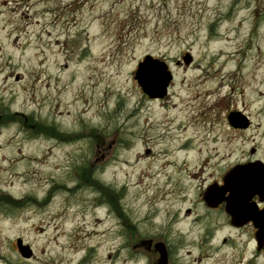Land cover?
I'll use <instances>...</instances> for the list:
<instances>
[{"label":"rangeland","instance_id":"1","mask_svg":"<svg viewBox=\"0 0 264 264\" xmlns=\"http://www.w3.org/2000/svg\"><path fill=\"white\" fill-rule=\"evenodd\" d=\"M96 15L98 24L91 18ZM231 29L238 37L237 59L232 65L218 60L212 67L206 56L223 49L221 37H232ZM99 33L106 40L100 41ZM48 46L57 54V79L51 86ZM249 48L259 64L252 73L245 71ZM185 53L192 57L188 65L182 60ZM262 54L264 0H42L39 5L0 0V162L21 155H45L48 162L10 166L0 182V237H6L1 264H155L158 255L138 245L145 239L164 243L168 264H264V252L254 250L248 229L230 225L219 207L206 204L201 189L210 177H219L222 157L245 159L252 146L257 156L264 155ZM93 55L104 63L90 73ZM145 55L164 60L172 72L163 97L149 98L134 79ZM212 68L217 92L208 99L204 80ZM92 73L94 79H88ZM180 96L189 104L182 116L173 107ZM74 98L78 105L72 110L78 115L72 123L65 113ZM161 107L193 126L188 132L179 128L177 136L198 143L194 156H182L190 170L157 174L144 165L125 175L109 171L119 158L138 153L155 159L170 145L172 140H160L147 126ZM230 110L246 116L251 127L228 129ZM73 130L79 133L76 148L65 149L49 138L71 137ZM173 158L181 159L176 153ZM58 163H63L60 172L48 166ZM17 172L27 176L20 186L12 183ZM123 178L135 181L138 190ZM35 202L42 205L31 206ZM87 202L95 204L91 220L109 217L117 238L106 244L99 235L94 242L77 244L73 236L65 244L77 245L74 254L55 263L58 255L48 243L60 241L57 231L75 234L74 228L85 223ZM57 210L77 211L79 217L57 221ZM4 219L11 220L10 227ZM47 221L57 226L52 233L38 229ZM17 239L29 246L30 257L21 256Z\"/></svg>","mask_w":264,"mask_h":264},{"label":"bare ground","instance_id":"2","mask_svg":"<svg viewBox=\"0 0 264 264\" xmlns=\"http://www.w3.org/2000/svg\"><path fill=\"white\" fill-rule=\"evenodd\" d=\"M41 1L42 0H33L34 4L36 5H39ZM2 3L4 4L5 2L3 1ZM86 4L82 5L83 9H85L84 7H86ZM91 18L94 23L98 24L101 22L100 17L97 15ZM241 21L246 22V18L243 17ZM230 33H233V35L231 34L232 37H229V34H226V33L223 34L221 37V44H222L223 49L219 50L217 53L208 54V56H206V58L209 59V64L212 67H213V64H215L218 60L227 62L228 65H232L236 61L237 59L236 55L238 51L233 50V48L237 43L238 37H237V34L234 31H232V29L230 30ZM98 38L100 41L106 40V37L102 34H100ZM45 51H46V54L50 58L49 63H48L50 72L47 76V79H48L49 86H51L53 82L57 79V71H56L57 66L55 62L56 48L53 46L51 47L48 46L45 49ZM247 54L249 56V64H248V67L245 69V71L250 72V73L255 72L258 69L257 67L259 66V64L255 62V59L253 58L254 53L250 48ZM103 63H104L103 58L97 57L95 55L91 56L90 73L96 71L98 67L96 65L98 64L101 65ZM259 63H264V54H262L261 60L259 61ZM216 72L217 70L212 68L211 73L208 75L207 79L204 80L210 87L206 92L208 99L213 97V95L217 92ZM87 78L91 80L94 79V74L93 73L90 74L89 77ZM245 78L250 80L252 85L255 83V80L253 79L252 74L246 75ZM75 86H77V82L75 83ZM20 98H21L20 102L25 103V98H22V95L20 96ZM186 101L187 100L184 99V97L180 96L178 98V105L176 104L173 105V107L178 106V111L181 116L187 112L185 111L186 108L184 107L189 104ZM68 103L70 106L69 108L71 110L65 113L66 114L65 118L69 120L70 122L74 123L75 122L74 118L78 115V112L77 110H72V109H74V107L78 105L77 98L69 99ZM173 114H174L173 110L161 107L157 111L155 118L150 120V122L147 125L148 129L153 131L154 135L157 134V137L160 138V140H163V139H166V140L170 139V141L172 140V142L170 143L169 146H167V148L165 147L164 149L158 151L159 155L155 159L143 158L138 153H134L132 157L128 160L119 158L116 162L112 163L111 166L109 167V171L117 172L118 174H124L127 171L137 170L139 168H142L144 165H146L148 170L150 171L153 170V172H156L157 174H163L162 171L164 169H170V170L179 169L182 171L190 170V167H191L190 164L187 163L184 159H182V156H185L187 154H190V156H194V153L197 150L198 143L196 142L195 138H186V140L184 141V140L178 139L177 136L180 134L179 132H181L182 130L183 132H188L189 130L193 128V126L187 123L185 120H180V119L175 118ZM179 128H181V131L179 130ZM73 131L74 132L71 137H69L68 135L58 134L59 135L58 138L54 137L53 135H49V138L56 139L58 142H60L61 145H63L65 149L76 148L79 145L78 143L79 133H77L75 130ZM136 145L138 146L139 142H137ZM9 147H11V144L9 145ZM175 153L181 157L179 161L173 160L174 159L173 155ZM46 162L47 161H46L45 155H41L39 157L37 156L33 157L30 155H21L18 158H16V160L10 163L8 162L6 158H3L2 161L0 162V182L2 183L5 182L4 176L7 172V169L10 166H13V167L16 165L21 166L22 164H27L28 166H31L32 164L45 165V164H48V162L47 163ZM62 164L63 163H58L56 165L49 164L48 166H50L53 170L60 172ZM195 175H196L195 173L192 174V177H194ZM26 178L27 176H25L23 172H17L12 177V183L17 186H20L21 183H25ZM124 180L128 181V185L132 190L134 191L138 190L137 183L135 181L128 179V178ZM46 182L47 181L45 180L44 177L40 178V183L45 184ZM61 190L62 192L69 193L68 187L67 188L63 187ZM139 202H142V200H139ZM41 205H42L41 202H35L33 203V205L31 204V206H35V207H40ZM85 206H86L85 218H83L85 220V223L78 225L74 228L75 234L73 235L72 232H70V230L57 231L56 236L60 237V241H56L55 239H53L51 242L48 243L47 248H52L53 252L55 250L56 255H58L59 259L55 263L64 261L66 257H69L72 254H74L75 249L77 248V245L73 246L71 244L70 245L65 244L66 241L73 236L78 240L77 244H81V243L85 244L87 242H94L99 237V235H102L101 238L104 239L106 244H109L111 240L117 238L116 234L112 233L110 218L106 217L102 220L100 219L91 220V216L94 213L95 204H93L92 202L91 203L87 202ZM70 217L77 219L79 217L77 211L65 213L63 210L62 211L57 210L54 216V218H56L57 221H60L61 219L66 220ZM145 218L146 216L143 215L140 219L143 220ZM10 221L11 220L9 219H4L3 223L10 227L12 224ZM85 226H87L88 228ZM97 226L102 228V230L103 229L104 230L103 231L98 230ZM38 229H43L48 233H52L54 229H57V226L54 225L52 221H47V222H43L42 226L38 227ZM28 234L32 236L33 230L28 229ZM5 243H6V237H0V245L4 246ZM91 247L93 249L94 246L91 245ZM93 251H94V254H93L94 260L96 262H100V260L98 259L99 254L96 253V250H93ZM4 257H5V253L3 252V254H0V264L3 262ZM42 264H47V262L42 261Z\"/></svg>","mask_w":264,"mask_h":264},{"label":"flooded vegetation","instance_id":"3","mask_svg":"<svg viewBox=\"0 0 264 264\" xmlns=\"http://www.w3.org/2000/svg\"><path fill=\"white\" fill-rule=\"evenodd\" d=\"M229 112L239 111L230 110ZM226 127L232 131L241 132L251 127V121L247 118L246 126L241 124L235 126L227 119ZM262 148H264V145ZM257 150V147H250L249 156L245 159L231 158L229 160L227 157H222V166L220 168L219 177H210V179L207 180V183L201 186V189L203 193L211 187L217 189H227L222 194L221 202L217 206H214V208H220L225 217L229 220L230 225L240 229H248L250 234L249 240L252 242L253 248L256 252L260 253L264 252V155L257 156ZM207 160L208 159H205V165ZM235 169L241 170L242 172L245 171L243 173L244 175L242 177H239L235 174L233 175L232 173ZM204 181L205 179H203V182ZM230 186L242 191L241 203L237 206V209L229 210L228 207V198L231 194L229 190ZM235 210L241 215V217L238 219L234 217L233 213ZM150 240V243L140 241L138 245L141 247V249L143 248L146 251H150L155 255H158L154 248V244L157 241H153L152 239Z\"/></svg>","mask_w":264,"mask_h":264},{"label":"water","instance_id":"4","mask_svg":"<svg viewBox=\"0 0 264 264\" xmlns=\"http://www.w3.org/2000/svg\"><path fill=\"white\" fill-rule=\"evenodd\" d=\"M183 62L188 65L192 61V57L189 53H185L182 57ZM148 63L151 68L154 69L146 78H143L144 73V64ZM179 63V62H177ZM134 79L138 86L141 88L142 92L145 93L149 98H157V97H163L167 94V89L173 79V75L171 70L169 69L168 64L159 58L153 57L152 55H145L136 66V69L134 71ZM228 121H230L233 125H243L246 126V120L247 117L243 114H240V112H229L227 115ZM244 123V124H242ZM245 171L241 170H234L232 173L233 175H237L239 177H242ZM214 189V187L209 188L204 193V200L207 205L209 206H217L221 200L222 196L217 194L215 196H212L209 194V191ZM217 189V188H215ZM230 190V197L228 198V207L229 210L231 209H237V206L241 203V194L242 191L240 189L229 187ZM235 210L234 217L239 218L241 215ZM145 243H150L151 240H142ZM16 244L19 250V253L23 257H30L31 256V249L28 245H23L22 241L20 239L16 240ZM154 248L156 252L158 253V258L155 262V264H168V257H167V251L166 247L163 242L157 241L154 244Z\"/></svg>","mask_w":264,"mask_h":264},{"label":"snow or ice","instance_id":"5","mask_svg":"<svg viewBox=\"0 0 264 264\" xmlns=\"http://www.w3.org/2000/svg\"><path fill=\"white\" fill-rule=\"evenodd\" d=\"M152 71H154L153 68H151L149 66L148 63L144 64V73H143V78H146ZM223 190V191H221ZM227 189H212L211 191H209V194L212 195V196H215L217 194L221 195L223 194L224 191H226Z\"/></svg>","mask_w":264,"mask_h":264}]
</instances>
